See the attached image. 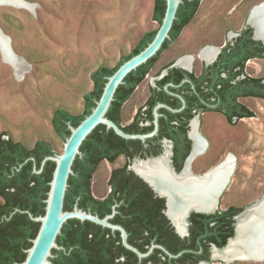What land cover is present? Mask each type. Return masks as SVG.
Masks as SVG:
<instances>
[{
    "label": "trees",
    "instance_id": "trees-1",
    "mask_svg": "<svg viewBox=\"0 0 264 264\" xmlns=\"http://www.w3.org/2000/svg\"><path fill=\"white\" fill-rule=\"evenodd\" d=\"M200 2L201 0H182L169 31V38L164 40L155 55L128 73L124 82L117 87L106 116L113 119L123 130L127 131V128L121 126L118 119L122 103L152 69L160 53L193 19ZM165 8L166 0H153L152 17L157 21V27L145 31L132 50L124 54L115 65L100 63L90 72L92 88L83 93L81 112L75 113L64 105H57L53 109L50 123L59 137L65 140L70 135L69 125L77 126L91 112L102 93L107 76L152 40ZM237 33V36L222 47L217 59L204 67L192 89L204 96L203 110L219 112L229 122L254 115L240 98H264V77L253 76L244 71L247 58L264 57V45L259 39L253 38V28L249 25H245ZM170 63L171 61L163 64L156 73ZM172 70L194 77L193 73H187L180 68ZM172 72L159 80L161 85L171 78ZM161 91L165 94L163 87ZM184 97L189 103L188 94H184ZM161 110L174 116L183 113H173L166 108ZM192 115L190 113L188 116ZM168 127L174 130V153L181 155L177 167L179 169L190 150L191 141L186 136L184 126ZM136 142L142 141L125 139L112 128L107 129L103 124L97 125L83 140L80 145L81 154L73 161V173L68 178L63 208L71 210L77 203L79 208L103 217L111 213L112 206L118 203L111 221L126 228L131 244L145 252L153 241L162 244L172 254L179 251L182 253L170 257L162 249L155 248L151 254L139 259L134 252L122 245L119 231H111L89 220L71 218L64 222L56 238L62 248L52 249L51 260L55 264H196L202 260L212 262L211 245L221 248L233 236L231 216L234 212H239L241 207L234 212L232 206L214 213L191 212L188 217V235L177 236L169 220L161 213L163 198L153 196L151 187L128 168V162L114 165L121 156H126L127 159L148 156L132 148ZM179 145L182 146L181 150H178ZM55 153L52 142L47 138L40 137L33 144L27 145L22 140L14 139L6 131L0 134V264H19L26 257L25 250L31 246V239L36 236L39 228V222L32 220L30 214L37 216L45 212V198L55 163L47 160L39 173L33 169L35 167L38 170L42 159ZM103 160L113 164L108 179L111 190L104 198H97L92 193L91 182L98 164ZM124 207L127 212L125 214ZM125 217L127 222H137V225L129 227L125 223ZM132 234L138 236L134 237L136 241L131 239ZM170 241L173 245L168 243ZM123 251L128 254L119 262Z\"/></svg>",
    "mask_w": 264,
    "mask_h": 264
},
{
    "label": "rangeland",
    "instance_id": "rangeland-1",
    "mask_svg": "<svg viewBox=\"0 0 264 264\" xmlns=\"http://www.w3.org/2000/svg\"><path fill=\"white\" fill-rule=\"evenodd\" d=\"M27 8L0 5V27L10 37L20 58L17 70L4 62L0 53V134L31 145L40 137L49 139L62 152L50 117L57 105L75 113L83 109V93L92 88L90 72L100 63L113 66L129 53L140 36L157 27L152 17L153 0H26ZM264 0H201L193 19L159 55L150 72L123 106V118H131L142 105L156 71L182 55L193 56L199 69L204 46L219 47L246 25L252 6ZM245 70L264 77V57L250 59ZM241 101L254 115L227 121L216 111L200 115L199 131L208 146L191 162L194 173H202L234 156V167L221 193L219 209L228 205L246 206L264 195V98ZM124 162L119 157L114 165ZM113 164L100 162L93 174L95 197L108 192ZM209 264H264L262 260L220 261Z\"/></svg>",
    "mask_w": 264,
    "mask_h": 264
},
{
    "label": "water",
    "instance_id": "water-1",
    "mask_svg": "<svg viewBox=\"0 0 264 264\" xmlns=\"http://www.w3.org/2000/svg\"><path fill=\"white\" fill-rule=\"evenodd\" d=\"M24 1L26 2V0ZM181 2L182 0H166V8H165L164 16L152 40L138 53L124 60L111 75L107 76V80L104 84L102 93L99 99L96 100L95 106L92 108L91 112L88 115H86L77 126L69 125L70 135L66 137L64 140L62 152H59V153L56 152L53 155L45 156L42 159L41 167L38 170L35 169L34 167L33 171L36 173H39L42 170V167L44 166L47 160L53 161L55 163L53 173H52V178L49 181V190L47 192V197L45 198V203H46L45 212L43 215H37V216H33L32 214H30V218L32 220L39 222V228L36 233V236L31 239V243H32L31 246L25 250L26 251L25 259L19 264H55L51 260L53 256L52 249L62 248V246H60L57 243L56 238H57V235L60 233L61 227L64 224V222L71 218L79 219L81 221L89 220L103 227H107L111 231H116V230L119 231L122 245L125 248L134 252L139 259L148 256L155 247L162 249L170 257H176L181 254V252L172 254L166 248H164V246L160 244H152L148 248V250L145 252L140 251L137 247L130 244L127 240L128 233L125 230V228L122 225L118 223H113L111 221V219L114 217L116 213V208H115L116 204L112 206L111 213H108L104 215L103 217H100L98 214H94L90 211H86V210L79 208L77 203L74 204L71 210H64L63 208L65 192L68 186V178H69V175L73 173V169H72L73 161L77 155L81 154L80 145L82 144L83 140L97 125L103 124L108 129L112 128L117 135L125 139L145 140L146 138L151 137L157 133L158 117H159L158 109L160 107H166L172 112H176V111H180L185 106L184 100L180 108H172L164 103L156 104L153 109L154 128L152 131L148 133L125 132L118 124H116L112 119L106 116V112L109 109V106L112 100L114 99L115 91L117 87L124 82L125 76L128 73H130L132 70L136 69L141 64L147 62V60L150 59L153 55H155L156 52L160 49L164 40L166 38H169V31L176 17L177 8ZM0 5H11V4H3L0 1ZM11 6H14V5H11ZM255 8L259 10L258 11L259 13L264 15V2H261V3H258L252 6L246 18V25H249L253 28L254 38L259 39L264 45V39L257 35L256 26L252 22L253 15L256 14V13H253ZM3 43L6 44L7 50H9L12 54L18 56L11 45L10 37L0 27V53H1L2 60L4 62H7L6 58L4 57L5 50L3 49V45H4ZM207 46H210V45H207ZM221 47L222 46L217 47L218 51L214 58L210 60H205V62L206 63L212 62L216 58L217 54L220 52ZM10 65L14 69L15 62L13 63L11 62ZM142 161L143 160L140 159L139 161L133 162L130 165V168L133 169L135 173L143 177L146 181H148V183L151 184L153 188L156 191H158L159 194L166 196V205H167L166 215L181 235H184L186 232L187 217L189 216L192 210L196 212H201V213H214L218 210L219 206H217V203H218L219 197L216 199L215 208L212 206L209 209L205 210V209L190 207L176 219L170 217L168 214V195L160 191L159 189H157L155 185L151 183L150 180L146 179L141 173L136 171V169L134 168L135 164H139V162H142ZM145 161H148V160H145ZM219 163L220 162H218L211 168L203 171L202 173H198V174H192L190 172L188 168L189 164L187 162L184 165L180 173H176L175 171H173L167 164L166 166L168 168V173L170 174V176L174 180L179 181L186 174H188L190 177L206 178L210 174V171L216 166H218ZM261 200L262 199L256 200L251 205L246 207L240 215H238V222L235 228V234L227 239L226 244L223 247L219 248L215 244H212L211 255H210L211 260L215 258L219 259L220 261L255 260L253 259L254 258L253 256L255 253L254 249L252 250L250 246L244 247L243 248L244 252H242L238 256L227 254L225 252V249L233 241L237 239L238 237L237 227H238L239 221L241 219L247 220L251 216H257V213H258L257 209L259 207ZM176 222H178V224L182 227V231H180ZM260 231H261V240L263 242V245H262L263 248H261L259 251H256V252H260L261 250L264 251V226L260 228ZM236 246L239 248L241 247L240 244H238L237 242H236ZM218 253H221V254L225 253V255H227L226 260L216 255ZM200 263L209 264V262L204 261V260L198 262L197 264H200Z\"/></svg>",
    "mask_w": 264,
    "mask_h": 264
},
{
    "label": "flooded vegetation",
    "instance_id": "flooded-vegetation-1",
    "mask_svg": "<svg viewBox=\"0 0 264 264\" xmlns=\"http://www.w3.org/2000/svg\"><path fill=\"white\" fill-rule=\"evenodd\" d=\"M237 35H238V33L236 32V34L234 36H232L231 38H229V40H232ZM253 38H254V35H253ZM254 39H256V38H254ZM227 41L225 43L221 44L220 46L223 47L227 43ZM222 47H221V49H222ZM220 52H221V50H220ZM218 54H217L216 58L210 63H206L205 59H202L204 61L202 62V64H201L199 69H196L195 67H193V62L190 63L191 65L185 66V62L184 61H180L181 58H183L185 56H188V55H182V56H180V57H178L176 59L171 60V63L167 67L163 68L159 73H155L154 74V76H155L154 83L149 85L148 91H147V95H146V97L144 99V102L142 103V105H140L139 107H137L135 109L134 113L132 114V116H131V118L129 120L124 121V118H123V106H124L125 102L130 98V96L132 95L134 90L137 88V86L143 80L134 88V90L131 93V95L122 103V105L120 107V112H119V115H118V119L120 121L121 126H124V127L127 128V131L124 130L125 132H128V133H148V132L152 131L153 128H154L153 109H154V106L156 104H158V103H164V104H166V105H168V106H170L172 108H180L182 106L183 100H184L185 106L180 111L173 112V113H179V112L183 111L182 114H177L175 116L171 115L169 113H166L165 111L161 110L162 108H166V107H160L158 109L159 117H158V130H157V133L155 135L151 136V137L146 138L145 140H141L143 142V144H142V142H136V143H134L132 145L133 146L132 148L134 150L146 153V154H148V156H145L143 158L135 157V158H132V159H127L126 156H121V157L124 158V162L122 164H125V163L128 162V168L133 171V169L130 168V165L133 162H136V161H139L140 159H142L143 162L145 160H148L149 163H153L156 160L160 159L163 162V165H165L166 168H167V166H166V164H167L173 171H175L176 173H180L181 170L183 169L184 165L186 164V162H188L187 160L189 159V157H190V155H191V153L193 151V148H194V140H193V137L191 136V131H192L193 123L195 121H196V132H198L199 136L206 142V148H207V146H208L207 140L199 131V124H200V118L199 117H200V115L202 113L206 112V110H203L204 107H203V104H202V103H204L205 98H204V96L201 93H199L197 91L193 92L192 89H194L195 82H197L196 78L199 75L202 74L204 67H207L209 64L213 63L217 59ZM254 58H256V57H254ZM254 58H247V60L245 61V64H246V62L248 60L254 59ZM174 68H180V69L186 71L187 73H193L194 77L191 78L187 74L177 73L176 71L172 70ZM171 71H173L171 73V78L167 82L163 83V85H161L160 84L161 82L159 80L161 78H163L164 76H166L167 74H170ZM244 71L246 72L245 68H244ZM172 79H174V81ZM175 79H176V81H175ZM162 87H163V90L165 91V94H163L162 91H161ZM169 87H171V88H169ZM184 94H188L189 103H187V100L184 97ZM243 98H246V97H243ZM241 99L242 98H240V100ZM179 101L181 102V105H179ZM190 113L193 114L191 117L188 116ZM169 125L184 126L185 129H186V136L191 141L190 150H189L188 154L185 156V158L183 160V163H182V165H181V167L179 169H177V167H178V162H179V159H180L181 155L174 153V150H175V139L172 138L174 130H173V128H169L168 127ZM181 149H182V146L179 145L178 150H181ZM122 164H120V165H122ZM188 168H189V170H190V172L192 174H197V173H194L191 170V163H189V167ZM135 174L138 177H140L143 181H145L151 187L154 197L163 198V208H161V213L163 215H165V217L169 220L170 224L172 225V227L174 229L175 234L177 236H179V237L187 236L188 233H189V228H188L189 227V222H188V217L189 216L187 217L186 232H185L184 235H181L179 233V231L175 228V226L171 223L170 219L166 215V211H167L166 196L162 195V194H159L158 191H156L153 188V186L148 183V181H146L143 177H141L137 173H135ZM109 176H110V174H109ZM108 179H109V177H108ZM110 190H111V187L108 184V192ZM108 192H107V194H108ZM220 196H221V194L219 195V198H220ZM104 197H101V198H104ZM121 201H123V200H121ZM115 204L118 205V203H115ZM218 204H219V201H218ZM230 206L233 207V209H232L233 212L236 211V209H238L240 207L242 208L239 212H234L232 214V216H231L233 218V235H234L235 234V228H236V225H237V222H238V215H240L243 212V210L246 208V206L228 205V206H226L224 208H220V209L218 208V210L226 209V208H228ZM123 211H124V214L127 213L125 207H124ZM90 212H92V211H90ZM191 212H196V211L192 210ZM125 223L127 225H129V227L132 226V225H135V226L137 225V222H134V224H132V221H131V223L127 222L126 221V217H125ZM125 230H126V228H125ZM127 233H128V231H127ZM128 236H129V233H128ZM134 237H138V236L134 235V234H132V236H131V239L133 241H136V238H134ZM127 240H128V237H127ZM168 243L170 245H173L172 241H170ZM152 244H159V243H155V242L152 241L150 246ZM160 245H162V244H160ZM133 246H135V245H133ZM135 247H137V246H135ZM155 248H157V247H155ZM153 250H152V252H153ZM179 252L182 253V251H179ZM127 254L128 253L123 251V253L119 257L118 261L121 262L122 260H124ZM150 264H152V263H150Z\"/></svg>",
    "mask_w": 264,
    "mask_h": 264
},
{
    "label": "bare ground",
    "instance_id": "bare-ground-1",
    "mask_svg": "<svg viewBox=\"0 0 264 264\" xmlns=\"http://www.w3.org/2000/svg\"><path fill=\"white\" fill-rule=\"evenodd\" d=\"M0 1L3 4H11L16 7L27 8L31 11L34 9V4L27 1L25 2L24 0ZM258 11L259 10L255 8L253 13L256 14L253 15L252 22L256 26L257 35L264 39V15ZM3 49L6 52H4V57L7 61L6 63L10 64L11 62H15L14 69L17 70L18 65H20V58L7 50L6 44L3 45ZM217 51V47L207 46L201 49L199 56L202 59L210 60L215 57ZM192 59L193 56L188 55L181 58L180 61H184L185 66H189L191 65L190 63L192 62ZM191 136L194 140V148L188 159V164L193 161L196 155L202 153L206 148V142L199 136L198 132H196V121L193 123ZM233 167L234 156L232 154H228L218 166L210 171V174L206 178H195L186 174L181 180L177 181L170 176L168 168L163 165V162L160 159L153 163H149V161H142L139 162V164L134 165L136 171L141 173L146 179L150 180L157 189L168 195V214L174 219L182 215L190 207L205 210L212 206L215 208L216 199L224 190L230 174L233 171ZM259 199L262 200L260 201L257 209V216H251L247 220L241 219L239 221L237 227L238 237L235 241H231L232 243L225 249L227 254L238 256L244 252V247L250 246L255 252H253V259H264V251L261 250L260 252H256L263 248L260 228L264 226V196L262 195ZM176 223L180 231H182V227L178 224V222ZM236 242L240 244V248L236 246ZM216 255L226 260L227 255H225V253H218Z\"/></svg>",
    "mask_w": 264,
    "mask_h": 264
}]
</instances>
